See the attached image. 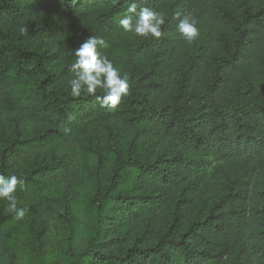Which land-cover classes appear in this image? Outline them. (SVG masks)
<instances>
[{"label": "trees", "instance_id": "16d2710c", "mask_svg": "<svg viewBox=\"0 0 264 264\" xmlns=\"http://www.w3.org/2000/svg\"><path fill=\"white\" fill-rule=\"evenodd\" d=\"M129 3L159 38L119 27ZM91 35L115 110L70 95ZM0 174L25 211L0 200V264H264V0H0Z\"/></svg>", "mask_w": 264, "mask_h": 264}, {"label": "clouds", "instance_id": "9594fccd", "mask_svg": "<svg viewBox=\"0 0 264 264\" xmlns=\"http://www.w3.org/2000/svg\"><path fill=\"white\" fill-rule=\"evenodd\" d=\"M177 31L181 39L188 43L199 37L196 22L189 16L179 18ZM165 18L159 12L149 7H141L136 3H129L123 17L119 20V27L125 33H133L139 37H155L162 35V26ZM27 28L20 26L18 34L23 36ZM108 43L96 35H91L78 48L74 50L75 60L70 65L73 74L69 80L70 95L80 97L82 92L94 97L100 107L115 110L128 95V76L122 75L120 70L105 55L101 49L108 48ZM102 89L103 95H97V89ZM22 178L16 175L4 176L0 174V200L6 201V210L15 214L16 219L25 215L23 208L18 207L15 195L18 185H23Z\"/></svg>", "mask_w": 264, "mask_h": 264}]
</instances>
